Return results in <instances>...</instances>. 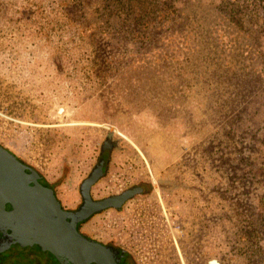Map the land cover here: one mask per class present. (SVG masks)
Masks as SVG:
<instances>
[{"label":"rangeland","instance_id":"rangeland-1","mask_svg":"<svg viewBox=\"0 0 264 264\" xmlns=\"http://www.w3.org/2000/svg\"><path fill=\"white\" fill-rule=\"evenodd\" d=\"M172 2L180 5L183 0ZM79 4L89 24L104 31L100 38L103 41H90L88 36H82L81 27L72 24L66 16L61 0H0V144L40 171L51 184H55L63 201L73 205L81 202L80 184L98 162L106 136L112 131L115 145L108 172L93 186V195L102 198L135 184H143V192L136 194L135 199L154 198L161 194L175 204V215L178 213L184 221L188 213L185 203L187 189L169 190L165 187L178 175L185 185L191 182L190 174H182L176 164L183 161L199 141L212 139L216 130L224 125L223 117L216 115L212 118L210 115L205 86L203 92L194 91L189 98H179L181 94L174 96L171 103L179 108H175L172 121L182 127L170 125L163 129L155 117L156 103L147 106L135 91L130 96V92L139 86L148 93V88H153L156 83L159 90L160 81L154 80L155 71L149 69L142 75L138 71H127L124 76L127 80L123 83L130 86L129 92H124L120 99H113L120 102L117 107H122L132 98L134 106L130 107L132 110L112 114L113 121L104 120L103 104L98 100L103 82L95 69L97 52L113 61V65L121 61L119 68L122 67L115 73L123 74L130 54L137 51L132 45L139 47L140 44V51L144 52L149 41L147 37L139 41H118L119 38L125 39L124 34L134 23L123 6L108 7L105 0H80ZM247 13L245 16L252 17ZM207 14L205 5L200 6L199 16ZM259 16L264 19V12ZM134 24L139 33L140 28ZM253 27L247 26L244 30L260 47L264 57V20ZM129 34L131 36V32ZM212 44L207 41L204 50L208 51ZM201 67L206 70L208 65L203 61ZM245 102L249 106L246 115L251 114L254 118L250 120L245 116L244 122L238 123L244 130L236 125V141H244L246 147L256 131L255 124L260 121L264 125V86L248 95L242 105ZM48 136L56 137L54 144L45 141ZM115 173L119 179L114 187H109L110 178ZM96 217L93 234L100 240H111L120 245L113 235L99 231L102 213ZM177 222L183 230L177 246L169 245L160 256L147 253V250L139 254L130 251L137 264H141V257H148L151 264H164L165 253L173 249L179 254L180 264H187L181 250L186 229L183 222ZM222 237V233H214L209 247L222 248Z\"/></svg>","mask_w":264,"mask_h":264},{"label":"trees","instance_id":"trees-1","mask_svg":"<svg viewBox=\"0 0 264 264\" xmlns=\"http://www.w3.org/2000/svg\"><path fill=\"white\" fill-rule=\"evenodd\" d=\"M79 1L61 0L66 16L72 24L81 27L82 36H88L90 41H103L100 38L104 31L89 24ZM105 4L123 6L140 28L138 33L133 23L124 34L125 39L118 41L147 37L149 46L141 52V45L133 44L137 51L124 64L126 72L117 75L121 61L113 65V61L97 52L95 69L103 82L98 100L103 104L104 120L113 121L112 114L132 110L130 107L134 106L132 98L122 107H117L120 102L113 99L129 92L130 86L123 83L127 71L142 75L143 71L152 69L154 80L160 81L159 90L156 83L148 88V93L139 86L130 96L135 91L147 106L155 102L156 109L159 108L155 109V117L163 129L170 125L182 127L172 121L175 108H179L171 103L174 96L181 94L179 98H189L194 91L203 92L205 86L210 115L223 117L225 122L212 139L199 141L176 164L182 174H190L191 182L185 185L178 175L166 185L169 190L188 191L185 197L188 213L184 221L178 213L175 215L186 229L181 245L185 261L204 264L209 258L218 257L222 264H264V125L260 121L255 124L256 131L246 147L244 141H236V125L243 123L245 116L254 118L246 115L249 106L246 102L242 105L243 100L264 86L262 51L244 30L263 22L259 15L264 12V0H183L180 5L172 0H105ZM202 5L207 8L206 16H199ZM246 13L252 17L245 16ZM207 41L214 44L205 51ZM203 61L208 65L206 70L201 67ZM239 127L244 130L242 125ZM55 138L48 136L45 141L54 144ZM216 232L223 234V247L213 246V249L209 240ZM165 256L164 264L181 263L176 249L167 251Z\"/></svg>","mask_w":264,"mask_h":264},{"label":"water","instance_id":"water-1","mask_svg":"<svg viewBox=\"0 0 264 264\" xmlns=\"http://www.w3.org/2000/svg\"><path fill=\"white\" fill-rule=\"evenodd\" d=\"M114 145L110 131L97 164L80 185L83 203L71 210L62 204L55 184L0 144V251L13 243L24 247L37 244L50 251L60 264H121L127 255L125 249L107 245L81 231V224L95 213L121 209L143 192L138 184L118 194L93 198L92 187L107 174ZM207 264L222 263L213 258Z\"/></svg>","mask_w":264,"mask_h":264},{"label":"built area","instance_id":"built-area-1","mask_svg":"<svg viewBox=\"0 0 264 264\" xmlns=\"http://www.w3.org/2000/svg\"><path fill=\"white\" fill-rule=\"evenodd\" d=\"M120 175L125 178L123 173ZM118 179L116 173L112 175L109 187H114ZM176 209L175 204L168 202L161 194L145 199L133 197L123 205L121 211L113 208L104 210L98 228L100 232L113 235L119 246L128 251L139 254L147 250V253L153 252V255L160 256L169 245L177 246V240L183 232L176 220ZM140 262L151 264L148 257H141Z\"/></svg>","mask_w":264,"mask_h":264},{"label":"flooded vegetation","instance_id":"flooded-vegetation-1","mask_svg":"<svg viewBox=\"0 0 264 264\" xmlns=\"http://www.w3.org/2000/svg\"><path fill=\"white\" fill-rule=\"evenodd\" d=\"M135 185H138V184H135ZM139 185H141L143 187V184H139ZM57 194H58V197L60 198L62 204L64 205V207L66 209L72 210V209L79 208L83 203V198H82L81 202L78 204L67 205L63 201V198L61 197V195L59 194L58 191H57ZM92 196L95 199H100V198H96L93 195V193H92ZM81 197H82V195H81ZM103 211L95 213L94 215H92L90 218H88L85 222H83L81 224L82 233L89 236V237L97 239V240H99V241H101L107 245L115 246L117 248L118 247L122 248L118 244H116L115 242H113L111 240L103 241V240H100L99 238H97L95 236V234H93V231H95V226H96L95 217L96 216L100 217V215ZM97 217H96V219H97ZM87 228H90V229L87 230ZM122 249H124V248H122ZM126 251H127V255L125 256V258L123 259L121 264H137L136 259L132 255V253L128 250H126ZM0 264H60V262L57 260V258L50 251L42 250L41 247L37 244L24 247V246H21L17 243L16 244L13 243L6 250L0 251Z\"/></svg>","mask_w":264,"mask_h":264}]
</instances>
